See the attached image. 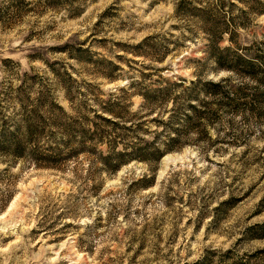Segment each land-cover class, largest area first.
<instances>
[{
  "label": "rangeland",
  "instance_id": "rangeland-1",
  "mask_svg": "<svg viewBox=\"0 0 264 264\" xmlns=\"http://www.w3.org/2000/svg\"><path fill=\"white\" fill-rule=\"evenodd\" d=\"M24 2L0 0V135L39 107L37 145L49 152L65 125L90 127L109 99L140 109L138 91L162 77L222 80L243 88L240 101L264 92L236 60L264 61V0ZM200 9L229 23L217 47L230 68L208 50ZM49 99L65 108L58 124ZM242 108L218 113L206 135H182L153 166L108 172L83 153L52 168L0 154V264H264V102ZM155 115L147 141L167 137L153 133L164 132Z\"/></svg>",
  "mask_w": 264,
  "mask_h": 264
},
{
  "label": "trees",
  "instance_id": "trees-1",
  "mask_svg": "<svg viewBox=\"0 0 264 264\" xmlns=\"http://www.w3.org/2000/svg\"><path fill=\"white\" fill-rule=\"evenodd\" d=\"M17 1V4L23 1L20 6L17 5L18 9L21 10L27 6L24 0ZM38 2L48 6L61 3L60 0H38ZM195 14L204 20V28H207L209 33L208 50L215 54L219 65L230 68L231 65L227 63V55L220 52L222 49L217 47L218 39L223 33L232 30L229 23L221 24L215 18L210 17V14L205 10L200 9V12ZM236 60L246 68L244 71L255 80H264L260 77L264 75V71L261 73L256 70L260 66L264 67V61L245 58L242 55H238ZM261 69L264 70V68ZM157 81L162 83L157 87L141 88L138 91L143 97L140 109L130 112L127 111L129 106L122 103V97L109 99L105 105L101 106L102 111L95 113L94 120H90L92 123L90 127H85L82 124L79 129L75 130V128L65 125L66 135L64 137L66 136V141L62 140L55 146H49V152L42 150L37 145L41 131L39 127L43 124V117L37 106L38 108L33 109V113L26 115L22 126L17 125L20 132L0 135V154L17 160L30 156L35 166L52 168H61V165L83 153L91 155L89 156L90 161H92L91 159L99 161L102 165L101 169L108 172L118 171L123 165L133 160L146 162L153 166L167 152L183 145L185 141H183L182 135H189L190 132L206 135L208 124L211 125L215 116L221 111L229 110L236 114L243 109L242 105H244L252 113H258L264 102V92L255 94L251 99L240 101L241 98H245L242 95L243 88L226 90L222 80L214 82L198 76L195 80H190L189 83L166 77L157 79ZM121 90L128 92V89L125 88ZM43 96L44 94L38 99L41 100ZM49 101L57 111L53 118L58 117L55 123L58 124L60 117L66 116L65 108L59 105L55 99H49ZM169 102L172 103V107L169 110V115L164 118ZM153 112H156V115L152 121L156 123V126H161L164 131L155 130L153 133L157 135V138L159 134L167 135L163 141H147L139 136L142 134L141 131L146 134L150 132L145 127V122L149 121L146 116ZM178 143L180 145H177ZM101 144L104 146L103 149H99ZM93 155H95L94 158H92ZM152 181L149 178L141 180L145 187L151 185ZM258 227L264 230V223ZM261 236L264 237V233Z\"/></svg>",
  "mask_w": 264,
  "mask_h": 264
}]
</instances>
